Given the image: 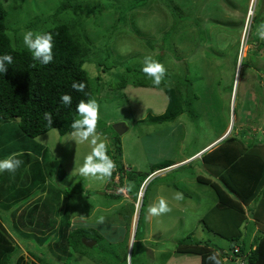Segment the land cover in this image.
Instances as JSON below:
<instances>
[{
    "label": "rangeland",
    "instance_id": "obj_1",
    "mask_svg": "<svg viewBox=\"0 0 264 264\" xmlns=\"http://www.w3.org/2000/svg\"><path fill=\"white\" fill-rule=\"evenodd\" d=\"M63 1L66 0H0L8 13L7 33L15 47L26 48L23 34L27 30L45 32L53 24L72 19L81 23L78 31L89 48L83 68L90 80L93 99L99 105L97 131L107 138L114 164L113 139L117 137L120 141L122 155L116 159L123 166V184L117 179L119 175L112 183L110 178L81 177L75 169L91 151L90 145L76 144L69 134L60 137L52 130L34 139L45 146L41 150L44 151L42 164L48 180L45 196L41 194V198L52 204V215L56 218L53 230L61 225L63 216H68L70 227L97 233L98 242L87 252L97 258L96 264H100L98 259H113L111 264H129L128 245L136 223L133 211L137 187L134 183L143 181L151 165L165 160H191L213 146L215 149L219 141L227 137H241L246 128L256 136L255 143L259 141L263 146L255 149L264 153V40L258 39L252 31L256 27L253 19L257 11H262V0H68L74 9L60 11ZM142 3V7L136 5ZM254 37L258 39L257 44ZM146 55H151L167 69L160 87L138 88L133 84L142 78L141 61ZM235 57L237 63H234ZM121 79L127 80L126 87L115 89L114 85ZM146 80L152 82L149 78ZM173 90L192 100L187 113L173 122L147 124L148 116L165 112L169 103L166 92ZM117 123L124 124L126 129L122 136L113 131ZM116 168L115 164L113 173ZM190 169L205 176V166ZM183 170L181 174L176 172L146 182L137 236L145 239L150 231L164 240L156 243L153 251L148 242H137L132 264H169L177 256L172 251L179 240L186 237L179 222L172 226L167 223L170 218L152 216L148 219V208L152 206L151 196L156 187L162 183L176 185L188 169ZM128 172L135 173L137 182L127 181ZM121 188L125 191L121 192ZM39 196L37 194L36 198ZM192 197L198 198L195 194ZM174 200L171 202L178 204L179 200ZM31 201L25 202V206ZM156 202L158 200L153 204ZM174 210L177 211V207ZM13 211L2 213L0 220L7 218L12 222L10 213ZM58 211L62 212L60 219L56 217ZM101 215L108 219L97 224ZM114 220H123V229L107 224ZM4 225L13 236L16 256L39 264L33 258L34 253L37 256L39 253L28 249V243L14 238L13 230ZM195 231L188 244L201 236H210L207 240L221 243L229 253L225 264H234L229 260L230 244L209 233ZM89 240L90 244L95 241ZM112 250H116V257ZM17 259L12 257V262ZM177 260L175 258V262ZM68 264L95 262L75 255Z\"/></svg>",
    "mask_w": 264,
    "mask_h": 264
},
{
    "label": "trees",
    "instance_id": "obj_2",
    "mask_svg": "<svg viewBox=\"0 0 264 264\" xmlns=\"http://www.w3.org/2000/svg\"><path fill=\"white\" fill-rule=\"evenodd\" d=\"M136 5L142 7L144 3ZM59 7L60 11L74 9L68 0L63 1ZM261 9L262 11H257L256 18L253 19L256 27L252 31L255 33L257 25L264 21V0H262ZM7 18L8 13L0 2V55L10 54L13 57L12 64L7 66L8 71L0 73V158L16 154V158L23 163L15 173L7 171L0 173V203L1 207L7 210L6 213H9L11 204L15 206L18 201H32L19 214L17 211L10 213L12 222L7 218L0 220V264H34V262L25 261L22 256H16L17 247L4 223L11 228V231L13 230L16 235L14 238L18 237L22 242L28 243V249H34L39 253V256L33 254V258L38 260L39 264H54L56 260L58 262L56 261L55 264H68L75 255L89 258L96 264L97 258L88 255V247L83 243L85 239L98 242L100 237L96 232L91 233L90 230H83L81 227H70L67 216L60 219L62 217L60 211L56 213V217L62 223L56 225L53 230L56 218L50 210L52 204H49V200L41 198V194L45 195L48 180L44 174V166L42 161L39 162L37 159L33 162L32 155L29 157L30 154H28V151L36 153V150L41 149L34 142V139L39 136L52 130H56L61 137L71 133L72 122L79 118L76 106L81 100L93 99L90 80L83 68L89 48L84 36H80L78 31L81 23L72 19L66 23L53 24L52 28L45 31L53 36V60L48 64H42L33 59L27 48L15 47L12 44L7 33ZM257 43L258 39L255 38V44ZM236 60L235 57L234 63H237ZM240 64L243 65L244 62ZM103 66L105 67V64ZM140 74L142 78L133 81L134 86L152 88V82H148L141 71ZM74 82L84 83L86 85L84 91L74 90L72 88ZM126 85L127 80L121 79L114 88L121 90ZM166 93L169 103L165 112L155 117L148 116L147 124L173 122L190 109L192 100L188 99V95L178 90ZM65 94L72 97L70 105L61 101V97ZM45 113L51 114V123L45 117ZM211 122L214 126L216 125L215 122ZM255 137L246 128L241 137H227L219 142L215 149L201 154V161L196 164L198 167L205 166V174H207V176L196 174V182L211 188L217 198L216 204L198 221L197 230L209 233L218 240L230 244L229 260H232L234 264L237 262L264 264V231L261 236L254 239V248L249 251L243 232L248 222L244 209H248L249 206L251 207L248 211L252 219L264 229V153L255 149L263 147L260 145L261 142L255 143ZM113 140L112 156L115 158L117 171L112 174L110 180L117 173L122 185L123 166L116 159L122 155L120 141L117 137ZM23 151L27 153L20 155L19 153ZM43 154L42 157H44ZM108 155L110 156L109 152ZM173 164L172 160H165L151 165L150 172L144 176L143 181L150 174L167 169ZM23 172H27L25 173L26 181L25 177L20 181L19 176L23 175ZM134 175V172H128L127 181L137 182ZM208 177H213L216 181L213 182ZM142 182L134 183L137 187L136 191ZM37 194L40 198H36ZM59 194L60 192L57 191V195ZM7 196L10 198L7 199ZM143 205L144 202L142 207ZM140 225L141 212L137 221L134 243L129 252L130 264H132L136 243L140 242L137 236ZM191 236L192 234L177 243L175 248L177 254L196 255L200 257L201 264H211L208 256L217 253L218 258L225 264L229 256L228 252L209 240L188 244L187 241ZM236 248H238V254L234 252ZM111 253L114 257L118 255L116 250H112ZM12 257L18 259L12 262ZM98 260L100 264H111L110 261H113V259Z\"/></svg>",
    "mask_w": 264,
    "mask_h": 264
},
{
    "label": "clouds",
    "instance_id": "obj_3",
    "mask_svg": "<svg viewBox=\"0 0 264 264\" xmlns=\"http://www.w3.org/2000/svg\"><path fill=\"white\" fill-rule=\"evenodd\" d=\"M255 35L258 39L264 40V21L257 25ZM23 44L32 54L34 60H37L42 64H48L53 60V36L50 32H34L32 30H27L23 34ZM12 62L13 57L10 54L0 55V73H6L8 71L7 66L12 64ZM140 71L145 74L146 78H149L152 81L153 86H159L164 79L167 69L163 63L155 60L151 55H146L141 61ZM85 87L86 85L82 82H74L72 84V88L79 92H83ZM61 101L66 105H70L72 103V97L65 94L61 97ZM76 112L79 118L75 119L72 122L71 127L73 131L69 134L70 140H74L76 144L88 143L90 145L91 151L84 155L82 164L75 170L81 177L84 178L91 177L97 180H105L111 178L113 170L115 169V164L108 155L107 138L102 137V134L97 131V121L99 118V105L97 101L91 98L86 101L81 100L80 103L76 106ZM45 117L48 119L49 123L52 122L50 113H45ZM205 152L207 151H204L203 153ZM203 153H199L196 157L201 156V154ZM22 163L23 162L20 159L16 158V154H12L11 156L3 160H0V173H3L5 171L9 173H15V171L21 166ZM160 171L162 170L150 174L142 182V184H146L147 181L155 178L153 177V175ZM118 175L119 174L116 173L114 175V178ZM205 176H207V174H205ZM208 176L210 175L208 174ZM114 178L111 180L109 179V182L112 183ZM208 178H210L211 180L212 177ZM117 179L120 181V176ZM127 187L128 190H130L132 186L131 184H129ZM120 191L123 192L125 191V189L121 188ZM138 191L136 194V199L138 196ZM143 198L144 193L140 202V206L138 208L134 206L133 212H135L134 216L136 223L134 224V233L132 232L129 247L132 240L134 243V235L139 218V211L142 209ZM173 198L175 200H182L184 198L183 193L177 192L174 194ZM170 211L171 207L163 197L159 198L158 202L148 208V213L151 216H160ZM104 220L105 217L101 215L97 218L96 222L97 224H103ZM129 252L130 251L128 250V254ZM130 260L131 256H129V264ZM208 260L211 262V264H223L222 260L218 258L217 253L209 255Z\"/></svg>",
    "mask_w": 264,
    "mask_h": 264
},
{
    "label": "crops",
    "instance_id": "obj_4",
    "mask_svg": "<svg viewBox=\"0 0 264 264\" xmlns=\"http://www.w3.org/2000/svg\"><path fill=\"white\" fill-rule=\"evenodd\" d=\"M55 138L57 139V136H55ZM34 142H35L36 145H39V147L41 149L39 148L40 150H36L37 151L36 153H31V151H28V154H30L29 157L32 155L31 159H32L33 162H35L36 159L39 162H41L42 158H43L42 157V153H44V151H41V150L45 146L40 145L39 143H37L36 140H34ZM29 145H31V144H29ZM213 148H211V149L213 150ZM211 149L208 150L207 152H210ZM25 153H27V151L20 152L19 154L23 155ZM196 156L197 155H194L193 156L194 158L191 159V160H189L190 159L189 158L186 161H184L183 159H180V160H178L176 162L173 161L174 164L171 167H168L165 170H162V171H160L158 173H155L153 175V177H157V179L165 178L168 175L176 173V172H179L181 174L183 172H180V171H184L183 169H188L189 170L191 167L192 168L193 167H198V166H196V164L201 161V156H198V157H196ZM7 157H9V156H7ZM7 157L0 158V160H3L5 158H7ZM188 170L185 171L183 176L179 177L180 179H179V181L177 182L176 185L175 184H170V183L159 184V186H157L156 189L153 191V196H151L153 198L152 205H153V203L156 200H159V198H161V197L166 199V201L168 202L169 206L171 207V211L168 212V213H165L163 215H160L158 217L170 218V221L167 222V223L171 224L172 226L179 222L178 224H180L181 232L184 233L183 236H185V235L188 236V235H191V234L194 235L195 232H196L195 230H197L198 221L217 202V198L215 196V193H214V191L211 188H209L208 186L200 185V184H198L196 182V180H195L196 179V174H200V173L197 172L196 170L194 172H192V169H190L189 171ZM197 170L200 171L201 169H197ZM25 173H27V172H23V175L21 174V176H19L20 177V181H21V178H23L22 180H24V177H25V181H26V176H25L26 174ZM211 179L213 181H216V179H214L213 177ZM177 192L183 193V197L184 198L182 200H179L178 204L172 203L171 199L174 200L173 196ZM192 194H195L196 196H198L197 200H195L192 197ZM43 196H45V195H43ZM9 198H10V196H7V199H9ZM32 199H35V198H32ZM57 199H59V198H57ZM2 205H3V203H2ZM10 206H11V209H13L14 211H17L18 214L20 212H22V210L26 207L25 206V202H20V201H18L15 206L12 205V204ZM175 207H177V211L174 210ZM250 207L251 206H249V208ZM248 209L245 208V211H247L246 217H247L248 222L245 225V227L243 229V232H244L245 244H246L247 249L249 251L250 249L254 248V244H253L254 243V239L257 236H261V234L264 231V229L262 227H260L257 223H255V221L252 219V216L250 215V212L248 211ZM6 211L7 210L5 208L1 207V203H0V213L6 214ZM148 215H149L148 219H150L152 216L149 213H148ZM116 218L117 219H121L119 217H116ZM107 219L108 218L105 216L104 222H106ZM109 223H111L112 226L116 225L115 228H117V229H123V227H124V221L123 220L119 221V222L114 220L113 222H108L107 224H109ZM201 233L205 234L206 232L203 231ZM212 237L217 238L215 236H212ZM208 238H210V236ZM208 238L201 236L198 239V241H196V242L206 241ZM163 240H164L163 237L159 238L157 235H154L150 231H148L147 235L145 236V239H142L140 241L148 242L149 248L151 249V251H153L152 249H156L157 248L156 243H158L159 241H163ZM212 243L219 245V247H221L225 251L224 246L221 243H218L215 240ZM162 245H168V244L164 243ZM176 245H175V247H174L172 252H173V254L175 253V255H177V256H175L174 259L169 264H172V263H178V264H201V260H200L199 256L177 254L175 252ZM128 247H129V245H128ZM175 258L178 259L177 260L178 262H175Z\"/></svg>",
    "mask_w": 264,
    "mask_h": 264
},
{
    "label": "water",
    "instance_id": "obj_5",
    "mask_svg": "<svg viewBox=\"0 0 264 264\" xmlns=\"http://www.w3.org/2000/svg\"><path fill=\"white\" fill-rule=\"evenodd\" d=\"M113 131L118 135V136H122L124 134V132L126 131L124 124L122 123H117L113 126ZM90 240H83V243L86 247L90 248L91 246L95 245V241L92 242L91 244L88 242ZM133 244V240L131 241L130 247H129V251L131 249V246Z\"/></svg>",
    "mask_w": 264,
    "mask_h": 264
},
{
    "label": "built area",
    "instance_id": "obj_6",
    "mask_svg": "<svg viewBox=\"0 0 264 264\" xmlns=\"http://www.w3.org/2000/svg\"><path fill=\"white\" fill-rule=\"evenodd\" d=\"M144 189H145V184L143 183V184L141 185L139 191H138L137 203H136V205H135L136 208H138V207L140 206V202H141L142 197H143ZM234 252H235L236 254H238V248H236V249L234 250ZM241 264H242V263H241Z\"/></svg>",
    "mask_w": 264,
    "mask_h": 264
}]
</instances>
